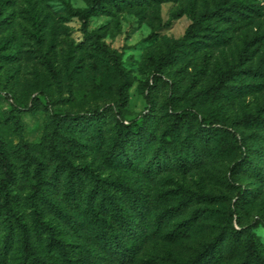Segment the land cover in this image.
Masks as SVG:
<instances>
[{
	"label": "rangeland",
	"instance_id": "obj_1",
	"mask_svg": "<svg viewBox=\"0 0 264 264\" xmlns=\"http://www.w3.org/2000/svg\"><path fill=\"white\" fill-rule=\"evenodd\" d=\"M219 1L143 0L124 5L121 10L96 13L89 18L87 33L98 36L107 49L104 53L85 36L77 16V12L89 8L91 0H0V141L17 174L10 186L13 207L29 228L32 229L33 200L43 220L55 227L73 252L92 245L90 232L83 225L87 223L83 201L91 182L84 177L79 204H70L64 176L53 175L56 162L49 147L56 121L51 112L83 115L104 108L100 137L92 124L62 126L61 133L77 139L81 147L72 148L58 138L54 143L67 152L75 165L87 166L105 180L124 181L141 188L150 207L148 238L130 264H175L190 259L201 244L225 226V213L237 202L240 191L253 197L238 209L241 226L237 224V228L255 226L256 240L264 255V181L249 173L234 172L238 151L225 156L211 154L216 141L227 144L228 138L214 136L202 162L191 167L187 174L167 169L147 178L141 173L161 141L165 140L168 150H178L186 139L196 141L195 120L180 126L179 134L164 137L174 113L192 109L198 118H215L231 124L246 114L256 113L264 104V81L244 74L227 83L241 87L240 94L229 93L228 99L219 94L200 95L214 83L220 70H238V56L245 42L252 41L250 51L254 53L241 69L256 68L264 55V0H241L256 6L260 15L234 25L210 22L222 35L218 43L204 44L207 40L196 43L202 41L200 38L181 43L175 60L161 66V73L156 72L157 60L167 46L181 41L193 17ZM112 52L119 61L120 72L110 56ZM124 82L125 101L121 103L119 86ZM254 82L260 84L259 88L247 87ZM146 97L151 100L148 122L154 137L142 153L130 155L133 164L116 162L108 155L114 120L118 114L126 122L146 114L149 110ZM34 98L39 105L30 110L26 105ZM113 107L115 110L111 112L109 108ZM237 130L249 149L242 150L243 155L264 143V138H259L261 130L254 126ZM26 150L43 162L41 190L34 191L33 167L29 173L22 169ZM203 195L213 199L206 200ZM42 197L53 206L45 204ZM165 210L160 229L156 230L154 218ZM58 211L79 221V229L70 228ZM190 224L194 227H188ZM176 230L178 233L173 234ZM12 232L13 243L6 264H16L19 255V233L15 227ZM5 235V225L0 221V249ZM34 240L43 255L59 264L55 253L46 250L44 237L34 236ZM241 256L238 251L222 264H236Z\"/></svg>",
	"mask_w": 264,
	"mask_h": 264
},
{
	"label": "trees",
	"instance_id": "obj_2",
	"mask_svg": "<svg viewBox=\"0 0 264 264\" xmlns=\"http://www.w3.org/2000/svg\"><path fill=\"white\" fill-rule=\"evenodd\" d=\"M143 0H91L89 8L77 12V16L82 21V31L91 43L100 51L106 53L104 44H100L98 36L88 34L87 27L89 18L99 12H107L110 9L121 10L124 5L142 3ZM160 1V0H159ZM252 15H260V10L246 1L241 0H221L214 7L203 10L201 14L193 17V23L186 30L181 41L172 42L167 46L166 52L157 60L156 72L161 73V66L172 63L177 55L181 43L195 38L218 43L222 35L214 29L210 22H222L234 25L239 21L250 19ZM190 41V43H192ZM252 41L244 43V47L239 53L238 70H220L214 83L200 92L201 97H214L217 94L228 99V95L242 93L241 87L234 84L229 86L228 82H233L239 75H247L253 79L264 81V55L261 56L256 68L246 67L245 61H249L253 53L250 51ZM111 58L115 62L116 69L120 72L119 61L112 52ZM49 71L54 75V69L48 64ZM54 78L56 76L54 75ZM155 80V78H154ZM126 82V81H125ZM120 84V102L125 101L122 89L127 84ZM126 84V85H125ZM260 84H251L247 87L259 88ZM228 91V92H227ZM147 98L149 110L141 117L126 122L118 114L114 120L113 137L111 138L108 155L119 163L133 164L130 155L138 156L147 149L150 139L154 137L152 126L148 119L151 116V100ZM39 101L34 98L26 106L28 109H35ZM103 109L79 115L70 113L51 112L54 119L52 128L51 144L49 153L55 160L54 177L64 176L65 191L70 204L78 205L80 194L83 191L84 177L91 182V188L83 201L84 216L87 220L83 224L89 230L88 238L92 241L91 246L82 247L77 252H73L71 246L60 238L54 226L45 222L37 204L31 201L32 229L29 228L18 216L13 207V195L10 186L16 181V170L3 143L0 141V221L6 228L3 248L0 249V264L7 263V257L13 243V229L19 233V255L16 264H53L37 248L34 236L41 239L44 237L45 248L50 253H55L59 264H130L133 263L145 244L148 233L146 228L147 217L150 212L149 203L145 200V195L141 188L135 187L124 181L105 180L95 174L89 167L75 165L66 151L59 149L54 141L56 138L68 143L72 148L80 149L81 144L74 137H69L61 133L62 126H75L92 124L97 135H101L100 116ZM114 112L115 107L109 108ZM118 113V112H116ZM195 120L194 134L196 141L187 140L178 150L167 149L165 140L161 141L158 148L152 150L147 162L142 167V174L147 178H152L167 169H176L181 174H187L191 167L198 165L204 158V153L209 149V143L214 136L220 135L222 139L228 138L227 144L216 141L210 149L211 154L216 156L231 155L238 151L239 156L234 164V172L249 173L260 181H264V143L257 145L252 153L243 155L242 150L246 148L243 139L238 133L239 127L254 126L261 130L259 138H264V104L258 108L256 113L246 114L231 124L215 118H198L192 109L174 113V117L166 127L164 137H169L178 132L180 126ZM179 134V133H177ZM98 137V138H99ZM131 153V154H130ZM33 167L34 191L41 190L44 184L43 162L31 152L26 150L23 154L24 173H29ZM243 192V191H242ZM238 192L237 202L229 207L225 213L226 224L221 227L218 234L210 240L201 244L195 254L185 261L175 264H222L226 259H231L240 251L242 256L240 262L236 264H264V255L254 233L255 226L237 228L240 225L238 209L249 201L251 194ZM204 199H213L208 195H203ZM42 201L53 206L49 199L42 197ZM161 212L154 218L156 230L160 229V223L166 214ZM66 224L72 229H79L81 223L70 214L62 211L57 212ZM188 227H194L190 224ZM176 230L174 233H178Z\"/></svg>",
	"mask_w": 264,
	"mask_h": 264
}]
</instances>
